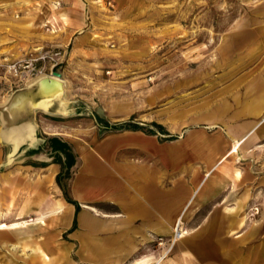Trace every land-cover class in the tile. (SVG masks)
I'll list each match as a JSON object with an SVG mask.
<instances>
[{
    "label": "rangeland",
    "instance_id": "1",
    "mask_svg": "<svg viewBox=\"0 0 264 264\" xmlns=\"http://www.w3.org/2000/svg\"><path fill=\"white\" fill-rule=\"evenodd\" d=\"M44 1L0 0V97L59 72L64 95L53 105L61 111L39 112L37 120L45 122L43 130L49 135L70 141L75 161L74 148L86 151L82 154L86 164L77 171L76 185L86 184L79 197L98 213L116 208L105 189V177L110 176L106 162L115 168L113 160L122 155L151 177L160 173L162 215L173 209L164 200L174 199L175 192L178 209L179 200L188 195V176L202 178L207 160L231 146L227 127L248 120L246 113L236 111L234 97L241 105L246 103L250 80L264 78V0H86L82 37L67 46L53 43L46 27L33 26L36 15L47 14L40 7ZM37 39L40 43L33 45ZM41 54L44 59L30 64ZM17 61H26L27 67L10 72L7 66ZM105 123H127L131 129H105ZM52 127L58 134L49 131ZM252 142L228 157L224 168L228 184L215 203L201 205L184 221L188 239L173 242L175 221L154 236L146 228L144 235L139 233L144 241L121 264H151L160 258L164 264H264V155L252 156L253 151H264V144L250 148ZM50 161L61 168L48 187L49 197L74 201L68 190L74 172L62 164L66 155L55 154ZM22 162L17 157L0 170L21 171ZM2 172L0 180L7 179ZM98 177L103 179L97 182ZM21 183L23 179H18L17 185ZM116 186L121 188L120 180ZM7 188L5 184L1 190L4 200ZM21 197L16 196V207ZM28 213L25 209L17 213L16 222L14 212L5 218L0 213V222L7 225L28 224L4 230L18 232L6 246L0 244V264H44L33 257L30 247L15 243L28 237V244L47 246L51 256L57 245L67 248L56 264H91L78 260L67 243L69 228L56 225L52 216L39 227ZM7 248H16L17 255Z\"/></svg>",
    "mask_w": 264,
    "mask_h": 264
},
{
    "label": "crops",
    "instance_id": "2",
    "mask_svg": "<svg viewBox=\"0 0 264 264\" xmlns=\"http://www.w3.org/2000/svg\"><path fill=\"white\" fill-rule=\"evenodd\" d=\"M57 2H59L61 5L59 6V8H54V4ZM86 2V0H79V2L74 0H45L44 2H42L40 7L42 9L44 8V11L47 12V14H35L36 17L33 20V26H35V28L46 27L45 30L51 32L52 41L56 45H70L72 42L74 43L75 40L82 37L81 31H83V28L86 25V14L82 10L85 8L82 7L87 5ZM51 6L54 7L52 8ZM53 10L55 11V13H57L56 18L51 15ZM52 28L55 29L53 33ZM49 40H45L44 42L48 44L50 42ZM36 41V43L33 41H31V43H33V45L38 44V42L40 43L39 39H37ZM248 86L250 95L248 100L247 98H245V100L247 101L246 103L249 104L251 102H254L256 115L252 114L247 106L240 107L246 103H243L241 105L240 98L234 97V103L237 106L236 111L239 114L246 113L248 120L227 127L229 142L230 135L237 134L240 136L241 134L245 133L251 127H253L255 124L254 122L258 121V119H260L264 114V78H262L261 76H256L255 79L250 80ZM257 86L261 87L259 95L256 94V90L258 88ZM13 93L14 91L10 93L8 92L4 96L0 97V166L5 163L10 164L12 162H15L17 157L24 162H22L23 165L21 166V171L13 170L2 172L0 170V173L2 172L7 175V179L0 180V213L3 214L2 218H5L6 214H11V212H14V222H16L20 220L16 219L17 213H19L23 209L28 210L29 213L27 214V217H33L35 219L37 216L36 205L38 201L42 197H49L48 187L50 183L45 180V175H47L49 173L48 170L51 169L53 171L52 181H54L56 175L60 171L61 165L59 162H51L50 160L54 158L55 154L62 155L60 151L53 150V148H55L53 147L54 144L58 143L55 141L53 142V140L57 139L61 142L66 143L68 146H70L71 143L70 141H68V139H62L61 137H58L59 135H49L48 132H45L43 130V124L45 122L39 121V123H41L39 125L37 119L38 113L41 112L43 114H46L47 112L45 111L37 109L30 111V109H27L25 112H21L18 117L17 107H12L9 103V100L11 99ZM32 99L35 100L37 99V97H32L30 100L32 101ZM49 110L52 113L61 111V109H55L54 105H51ZM29 125H34V127L36 128H34L35 139L32 143H30L29 139L26 138L27 127ZM40 130L42 134L41 136H38L37 132H40ZM257 134V139L252 142ZM20 138L22 140L16 146V139ZM251 142L252 144L250 148H255L256 146L264 144V131L260 134L255 133L252 139H250L249 143ZM83 151L84 152H81L80 148H74V152L77 154V157L76 161H74V164L71 166L74 173L72 174L68 182L69 194L72 196L74 202L79 206L78 210L76 211V204L70 203L61 198H53L59 200L65 205L66 215L68 216V218L64 223L60 218H57L53 214H45L44 224L38 225L39 227H44L46 218L52 216L55 219L56 225H61L62 227L69 228L68 235L71 239V242L67 243L73 245V251L75 252V254H77L78 260L89 261V263L91 264H97L93 259L95 257L91 255V253H87L85 250H83V242L89 240L90 242L95 241L96 243L97 241H99L109 244V246L111 247L110 249H113V251L117 249L118 255L116 262H114L115 260H113L116 258L114 255H112V259L110 257L106 261H110V264H121L122 259H125L126 257L128 259V256L132 255L135 252L138 243L144 241L142 238H139V233L141 234L142 231L144 232V229L148 228L150 231L149 235L154 236L162 226H172V222L176 220V217L180 212L183 204L191 195L192 186L194 185V183H197L204 178V175L200 179H197L196 175L194 174L191 176V178L188 176V195L186 194L183 199L179 200L181 205L178 209L176 207L178 203L175 197L176 192L174 193V199H165L164 202L170 203L171 205L173 204L174 207L172 210H168L164 215H162L161 203L163 201L161 197L162 183L160 173L156 174V176L154 175L153 177H151L147 169H141L140 165L136 167L134 166V164L125 161L122 155L118 156L113 160V162H115V168L112 166V164L109 165L108 162H106L108 164V167L105 165L110 173V176L107 175L108 177H105V189L107 197L108 193L110 192L111 195H113L110 201L116 202L118 206H116V208H113L112 206L110 210L106 208L104 212L106 214L105 217L91 216L92 221H94L95 219L94 222H105L107 226L106 229L96 232L92 231L88 226L81 225L79 221L80 217L86 211H88L86 206L92 207L89 205L90 202L82 200L83 197L79 198V195L81 196V194L83 195V193L85 192L84 189L86 184L83 186V189L79 184L78 186L76 185V182L79 178L77 171L86 164L83 160L82 155L83 153L85 154L86 151L84 149ZM252 153V156L257 153H261L262 155H264V151H253ZM216 156H214L213 159L211 158V160H207L205 169L210 167V162H212ZM62 164L64 166V162ZM33 172L38 173V175L32 176ZM18 176H22V178H19ZM194 176L195 179H193ZM41 178L43 183L41 182ZM18 179H23V183H21L20 186L17 185ZM102 179L103 177H98V180ZM118 180H120L121 182V188H117L116 186ZM226 182L221 183L213 188L210 191L209 195H207L206 198L200 203V206L203 204L215 203L219 195L224 191L223 188L228 184H226ZM5 184L8 187L7 191L9 195L6 200H4V196L6 194L4 192L1 193V190L4 188ZM57 185V188L60 187L58 183ZM17 195H22V197L20 198V202L16 207ZM113 198L115 200H113ZM2 200L4 201V203L2 202ZM219 202H217V205ZM30 207L33 209V214L31 213ZM215 207L213 205V209ZM4 211L7 212L5 213ZM88 212L91 213L90 211ZM27 217H23L22 219L27 220ZM2 218L1 221H3ZM33 218H31V220ZM165 221L168 223L162 224ZM24 227L20 228L24 229ZM22 229H19L20 232L25 233V231H22ZM8 231H3L0 233V241L2 239L10 241L18 232V230ZM143 235H141V237H143ZM29 239L30 238L28 237L25 241H23L24 239L20 240L23 243H20V241L15 243H17L18 245L21 244V246L23 244L24 247H30L33 257H38L42 262H44V264H51L43 255V252H46L48 247H43L42 244L36 242L28 244L27 241ZM57 246L60 247V245ZM65 249L67 251V248ZM63 254H58V256L56 255V260L54 262L55 264Z\"/></svg>",
    "mask_w": 264,
    "mask_h": 264
},
{
    "label": "bare ground",
    "instance_id": "3",
    "mask_svg": "<svg viewBox=\"0 0 264 264\" xmlns=\"http://www.w3.org/2000/svg\"><path fill=\"white\" fill-rule=\"evenodd\" d=\"M57 81H58L57 83H63V79H57ZM48 93H51L50 96L53 97V99L54 98H58L60 96V94L58 93V91L55 90V88L50 89L48 91ZM49 103L44 106L45 109L47 108ZM254 106H255L254 102H251L249 104L248 108H249V110H250V112L252 114L256 115ZM10 109H12V108H10ZM254 123L255 124H254L253 127H251L248 131H246L245 133L241 134L240 136L237 135V134L230 135V145H231L230 148L227 151H225L224 153L217 154L218 156H216L215 159L212 162H210L211 163L210 167L205 169L204 178L197 183L196 188L191 192V195L189 196V198L185 202L183 208L180 210L179 215H178V217L175 220V224H173V227H174L173 231H172V240H173V242H175L176 240L181 241L183 239V241H185L186 239H188V238L184 239V237L188 234V231L185 230L182 227L184 221L188 218V216L193 215V214H195L198 211V209L200 207V203L206 198L207 195H209L210 191L213 188H215L217 185L225 182L226 175H225V172H224V168H225L226 163L228 161V157L229 156L232 157L235 154V151L237 149H239L240 151L243 152L246 149L250 139H252L253 135H255V133H259L260 134L261 132L264 131V114L262 115V117L260 119H258V121L254 122ZM34 128H35L34 125H29L27 127L26 138L29 139L30 143H32L34 141V139H35V137H34ZM49 131H52V132H55V133L58 134V132L55 131L54 127L50 128ZM1 137H2V135H1ZM16 140H17V142H16V146H17L21 142L22 139L20 138V139H16ZM189 140H191V139H189ZM198 140H200V139H198ZM209 141H212V140H209ZM201 143H202V141H201ZM213 147H215V146H213ZM210 149H213V148H210ZM80 150H81V152H84L83 151V147L80 148ZM206 153H207V151H206ZM9 161H10V159H9ZM48 171H49V173L47 175H45V180L48 183H51L52 182V172L53 171L51 169H49ZM97 182H100V180H98ZM96 192H98V191H96ZM81 196H82V194H81ZM94 196H96V195H94ZM94 196H93V198H95ZM86 208L91 213L86 211L79 219L80 224L84 225V226H88V227L91 228L92 231H96V232H99V231H102V230L106 229L107 226H106L105 222H100V221L94 222L95 219H94V221H92V218H91V216L105 217L106 214L98 213V211L95 208H93V207L86 206ZM36 212H37V216L35 218L36 221L34 223L41 224V225L44 224V216H45V214H53L57 218H60L64 223H65L66 219L68 218V216L66 215L65 205L62 202H60L59 200L53 199L52 197H48V196L42 197L38 201V203L36 205ZM23 223H25V222L24 221L20 222L21 225H18L19 223H11V224L7 225L6 223L0 222V232L4 231L5 229H9V228L17 229L19 227H24L25 225H28V224H23ZM96 232H94V233H96ZM6 243H7V241L5 239L4 240L2 239L0 241V244L2 246H6ZM82 248L87 253H91V255H93L94 257L99 259L98 261H102L103 262V261H106L107 259H109L110 257L112 259V255H114L116 258L113 259V260H115L114 262H116L117 255H118L117 249L115 251H113V249H110L111 247L107 243L99 242V241H97L95 243V241L94 242H90L89 240H86L85 242L82 243ZM7 249L12 254L17 255V252H16L15 248H11V249L7 248ZM65 251H66V249L64 247H61V246L60 247H58V246L56 247V255L57 256H58V254L65 253ZM43 255L48 260V262L51 263V264H53L55 262V260H56V255L51 256L47 252H43ZM109 263H110V261H109ZM151 264H164V263L162 262V260L160 258V259L155 260Z\"/></svg>",
    "mask_w": 264,
    "mask_h": 264
},
{
    "label": "water",
    "instance_id": "4",
    "mask_svg": "<svg viewBox=\"0 0 264 264\" xmlns=\"http://www.w3.org/2000/svg\"><path fill=\"white\" fill-rule=\"evenodd\" d=\"M57 79H61V74L59 72H52L51 75L41 77L27 87L15 90L9 103L10 106L17 107L18 117L21 112L23 113L27 109H30V111L37 109L50 112L51 105L61 100L64 95V83H57ZM53 88L60 94L58 98L53 99L50 96L51 93H48ZM32 97H37V99H32L31 101ZM48 103L49 105L45 109L44 106Z\"/></svg>",
    "mask_w": 264,
    "mask_h": 264
},
{
    "label": "trees",
    "instance_id": "5",
    "mask_svg": "<svg viewBox=\"0 0 264 264\" xmlns=\"http://www.w3.org/2000/svg\"><path fill=\"white\" fill-rule=\"evenodd\" d=\"M102 127L105 128V129H115V130L131 129L130 128L131 126L127 125V123H120V124H113V125L105 123L104 125L102 124ZM54 141L58 142V143L54 144L53 147H55V148H53V150L60 151L61 153L66 155V161L64 162V167L67 170L74 164V161H75L73 156L70 154L69 146L66 143L61 142V141H59L57 139H54L53 142ZM57 183L59 184L58 181H57ZM67 201L70 202V203L76 204L74 201H72V200H70L68 198H67ZM78 208H79V206L76 204V211L78 210Z\"/></svg>",
    "mask_w": 264,
    "mask_h": 264
},
{
    "label": "built area",
    "instance_id": "6",
    "mask_svg": "<svg viewBox=\"0 0 264 264\" xmlns=\"http://www.w3.org/2000/svg\"><path fill=\"white\" fill-rule=\"evenodd\" d=\"M56 5H59V2H57ZM44 58H45V54H41L39 57H35L31 59L30 64H33L34 62H37L38 60H41ZM25 62L26 61H17V62H14L8 65L7 68L10 72L17 73L21 70L22 67H27V65L25 66ZM38 73H41V71H39Z\"/></svg>",
    "mask_w": 264,
    "mask_h": 264
}]
</instances>
